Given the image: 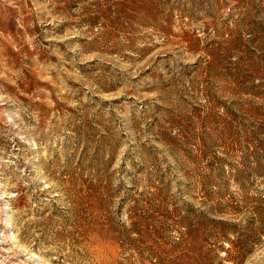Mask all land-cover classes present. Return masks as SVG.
<instances>
[{
	"label": "rangeland",
	"instance_id": "374dc122",
	"mask_svg": "<svg viewBox=\"0 0 264 264\" xmlns=\"http://www.w3.org/2000/svg\"><path fill=\"white\" fill-rule=\"evenodd\" d=\"M0 264H264V0H0Z\"/></svg>",
	"mask_w": 264,
	"mask_h": 264
}]
</instances>
